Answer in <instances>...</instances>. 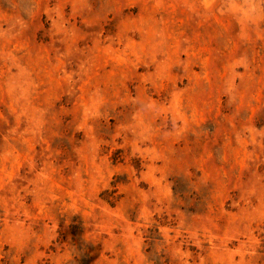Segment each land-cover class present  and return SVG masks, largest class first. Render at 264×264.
I'll list each match as a JSON object with an SVG mask.
<instances>
[{
    "label": "rangeland",
    "instance_id": "rangeland-1",
    "mask_svg": "<svg viewBox=\"0 0 264 264\" xmlns=\"http://www.w3.org/2000/svg\"><path fill=\"white\" fill-rule=\"evenodd\" d=\"M0 264H264V0H0Z\"/></svg>",
    "mask_w": 264,
    "mask_h": 264
}]
</instances>
